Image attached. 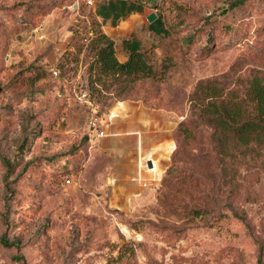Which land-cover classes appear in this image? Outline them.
<instances>
[{"label": "rangeland", "instance_id": "1", "mask_svg": "<svg viewBox=\"0 0 264 264\" xmlns=\"http://www.w3.org/2000/svg\"><path fill=\"white\" fill-rule=\"evenodd\" d=\"M235 1L158 0L128 32L113 27L117 56L136 38L158 72L125 100L90 87L95 5L0 0V264H264V153H220L191 102L202 80L237 88L264 72V0ZM151 13L169 34L150 29ZM128 102L166 113L151 169L113 129Z\"/></svg>", "mask_w": 264, "mask_h": 264}, {"label": "trees", "instance_id": "2", "mask_svg": "<svg viewBox=\"0 0 264 264\" xmlns=\"http://www.w3.org/2000/svg\"><path fill=\"white\" fill-rule=\"evenodd\" d=\"M246 0H236L231 6L241 5ZM158 0H110L95 9L96 16L104 19L112 18L113 24L127 14L143 12L146 6H159ZM88 30V50L91 61L88 67L91 88L101 91L117 90L116 94L130 99L136 82L158 77L155 65L150 56L142 49L136 38L123 40V47L128 51V58L121 62L118 59L115 41L106 34L100 21H93ZM150 29L157 34H169L163 17L150 23ZM163 74V72H162ZM100 85V89L95 87ZM122 95V96H121ZM192 107L197 120L215 130L221 141L219 152H229L231 145L240 148L258 146L264 153V72L255 69L239 87L229 88L218 80H202L193 92ZM184 137L192 136V131L185 122L178 127ZM7 163V161H6ZM9 167V165H8ZM6 246L18 245L16 241L2 238Z\"/></svg>", "mask_w": 264, "mask_h": 264}, {"label": "crops", "instance_id": "3", "mask_svg": "<svg viewBox=\"0 0 264 264\" xmlns=\"http://www.w3.org/2000/svg\"><path fill=\"white\" fill-rule=\"evenodd\" d=\"M94 1H95V7H98L99 5L105 4L110 0H94ZM142 13H144V11L133 12L125 16H122L116 24H113L112 18L104 19L100 16H98V18L102 23V28L104 32L110 35L111 29L113 27H116L118 31L128 32L133 22H136L137 18H139L141 16L140 14ZM128 17L132 18L133 22L132 20L128 21ZM128 23L130 25H128ZM127 58H128L127 50L122 58L118 57V59L121 62L126 61ZM123 112L126 113L123 122L115 123L113 129L115 131L121 132L122 134L121 140L125 144L133 143L137 147V149L140 148L145 149L148 155L146 158V163L149 160L153 161V158L149 157V155L153 153L155 148L161 151V149L165 147V145H163L164 143L163 141H165V139L169 137L171 132L168 126V121L166 119V113L163 111L152 110L138 103H130V102H128V105H126V108L123 110ZM130 184L133 185L132 182Z\"/></svg>", "mask_w": 264, "mask_h": 264}, {"label": "built area", "instance_id": "4", "mask_svg": "<svg viewBox=\"0 0 264 264\" xmlns=\"http://www.w3.org/2000/svg\"><path fill=\"white\" fill-rule=\"evenodd\" d=\"M87 4L89 5H95V1L94 0H87ZM84 42H88V37L86 36L84 39H83ZM51 72L53 74L54 77H59L60 74H59V70L57 68H51ZM88 123H89V126L91 129L95 130L97 132V135L98 136H104L105 135V131L103 129H100L101 127V119L100 117H98L96 114H93L89 117L88 119Z\"/></svg>", "mask_w": 264, "mask_h": 264}, {"label": "water", "instance_id": "5", "mask_svg": "<svg viewBox=\"0 0 264 264\" xmlns=\"http://www.w3.org/2000/svg\"><path fill=\"white\" fill-rule=\"evenodd\" d=\"M155 19H156V14H154V13H151V14L148 16V20H149L150 22H153ZM147 166H148L149 168H152V167L154 166L153 161H152V160H149V161L147 162Z\"/></svg>", "mask_w": 264, "mask_h": 264}]
</instances>
